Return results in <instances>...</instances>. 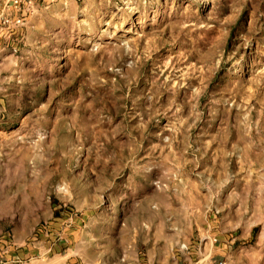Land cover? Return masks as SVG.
<instances>
[{"label":"rangeland","instance_id":"obj_1","mask_svg":"<svg viewBox=\"0 0 264 264\" xmlns=\"http://www.w3.org/2000/svg\"><path fill=\"white\" fill-rule=\"evenodd\" d=\"M29 2L0 264H264V0Z\"/></svg>","mask_w":264,"mask_h":264},{"label":"built area","instance_id":"obj_2","mask_svg":"<svg viewBox=\"0 0 264 264\" xmlns=\"http://www.w3.org/2000/svg\"><path fill=\"white\" fill-rule=\"evenodd\" d=\"M29 3V0H25L24 3L23 0H5L0 6V28L13 35L22 25L21 13L29 9ZM216 264H224V262L218 260Z\"/></svg>","mask_w":264,"mask_h":264},{"label":"crops","instance_id":"obj_3","mask_svg":"<svg viewBox=\"0 0 264 264\" xmlns=\"http://www.w3.org/2000/svg\"><path fill=\"white\" fill-rule=\"evenodd\" d=\"M1 1L2 0H0V6H1ZM25 2V0H23V3ZM25 5V4H24ZM24 18V17H23ZM17 30V29H16ZM15 30V33L14 34H16V31ZM13 34V35H14ZM13 35H10V33L8 32V31H6V30H4V29H2V28H0V46H3L4 45V42H6L7 41V39H12L13 38Z\"/></svg>","mask_w":264,"mask_h":264}]
</instances>
